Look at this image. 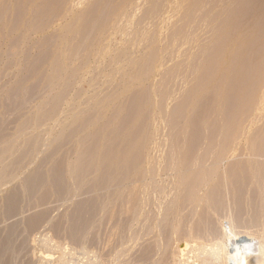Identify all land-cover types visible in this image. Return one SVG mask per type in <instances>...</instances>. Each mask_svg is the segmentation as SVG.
I'll use <instances>...</instances> for the list:
<instances>
[{
	"label": "rangeland",
	"instance_id": "rangeland-1",
	"mask_svg": "<svg viewBox=\"0 0 264 264\" xmlns=\"http://www.w3.org/2000/svg\"><path fill=\"white\" fill-rule=\"evenodd\" d=\"M0 129L17 264H211L194 235L226 240L233 219L264 263V0H0ZM46 157L67 194L29 198ZM75 217L90 221L79 244Z\"/></svg>",
	"mask_w": 264,
	"mask_h": 264
},
{
	"label": "bare ground",
	"instance_id": "bare-ground-1",
	"mask_svg": "<svg viewBox=\"0 0 264 264\" xmlns=\"http://www.w3.org/2000/svg\"><path fill=\"white\" fill-rule=\"evenodd\" d=\"M18 95H19L18 93H13V94H11V96H9V99L10 100H15ZM25 105H27V101L24 102L23 106H25ZM0 131L3 132L2 129H0ZM1 138L2 137L0 136V139ZM36 145H37V143H36ZM32 148H35L34 145H33V143H28L27 146H26V148L24 149V153L27 154L30 151V149H32ZM48 161H49V157H46L45 159H43L38 164V166L36 167L34 173L30 177H28V179L25 181V183L23 185V189H24L25 193L27 194V197L34 198L37 195V193H39L40 191H44L48 185H51L56 190V192H57V194H58V196L60 198L66 196V194H67L66 193V190H67V187H68L69 184L65 180V177H64V174H63L62 169L58 165H55V167L51 170V172H50V174L48 176V174L45 172V166L48 163ZM22 165H23L22 162H14L11 165L12 166V170H14V171L15 170H18V169L21 168ZM111 168H112L111 165H108L107 169L109 170ZM6 175L7 174L5 173L4 176H6ZM4 176H2V178ZM23 198L24 197H23L20 189H16V190L12 191L9 195H7L4 198V200H3V208H4L3 215L4 216H12V215L17 214L19 212L20 205L24 201ZM242 200H243V198H242ZM242 200H239V202L240 201L241 202L244 201V200L243 201ZM240 204L238 205V203H237V206H240ZM244 204L245 203H243V207L245 206ZM93 205H95V201H93L91 203L89 202V204H84V205L81 204L79 207L77 206V209H76L75 213H77V215H80L83 210H85V209H87V208H89V207H91ZM244 208H246V207H244ZM236 209L238 210L237 207H236ZM233 212H235V211H233ZM246 213H247V211L245 212V214ZM241 214H242V212H241ZM245 217H246V215H245ZM248 217H249V215H248ZM44 218H45V216H41L40 219L43 220ZM228 218H229V216H228ZM85 220H84V217H83V219L80 218V217H77V218L75 217L74 219L71 220V227H70V230H69V231H71V234H69L68 237H70V240L74 244H79V243L82 242V239H83L82 238V236H83L82 233L84 232V229H86L89 226V224H90V221H88V220L85 221ZM233 220H229V221L227 220L228 223H226V224H229L228 226H229V230H230V233H229V236L230 237L228 239H226V240H225V237H224L226 234L224 236L223 235L221 236L222 238L224 237L223 239L220 238V235L221 234H218V233H220L221 231L217 233L218 235L216 234V231L215 232L213 231L212 233L208 232L207 234H204L200 238H199L198 234L195 233L194 238H195L196 235L198 237L196 240L202 239L203 240V242H202L203 244H204L205 241L207 243L209 242V244H211V246L210 245L208 246V244L206 242L205 243L207 245L204 244L206 247L208 246L207 247L208 249L211 250V251L208 252V254L205 253V256L208 257L209 260L211 261V264H212V262H214V257L215 256L216 257L221 256V259H223V257H224L225 259H227V262H230L231 264H249L250 261H252L254 259L255 256L253 257V255L251 253V251H252L251 248L254 245L253 242H254V239H256V238H254V239L247 238V239H241V240L238 239L239 236L237 237V235H235V234H237L239 231H235V229H237V228H240L241 229L244 226L243 223L245 221L243 219V221H244V222L242 221L243 222L242 223L243 226L242 227H239L241 221L238 220V222H237V220H236V222H234ZM255 220H257V219H255ZM253 222L255 223V221H253ZM226 224H225V229L227 228L226 227L227 226ZM256 224L258 225L257 222L255 223V225ZM250 225L251 224L249 222L248 228H250ZM248 228H244L243 227L242 229H247V231H249ZM37 229H38L37 227L32 228V230H31L32 233L35 232V231H37ZM251 229H252V227H251ZM244 231H246V230H244ZM195 232H197V231H195ZM199 232H200V230H199ZM201 232H203V230ZM4 233L5 234H3V235L0 234V264H17V262L21 258L20 256H22V254L25 252L24 250L28 246L27 245V243H28L27 237L24 238L23 240L19 241L20 229H18V226H15V225L12 226L11 228H8V230L5 231ZM55 233L58 234V235H61L63 233V227L61 225L56 226ZM247 233H246V235H247ZM199 235H201V234H199ZM249 236H250V234L248 235V237ZM252 237H254V235H251L250 238H252ZM202 240H200V242ZM258 240H259V237H258ZM261 240H263V239H261ZM259 242H258V244H260ZM240 244H242V246H240ZM256 244L257 243H255V245ZM258 244H257V247H258L257 249H259V247L261 246V245L258 246ZM184 248H185V246H184ZM261 250H262V248H261ZM257 251H259V250H257ZM152 252L153 251H145L143 254H141L142 259L143 260L149 259L150 256L152 255ZM181 252L182 253L183 252L186 253V251H181ZM185 253H183V254L185 255ZM259 256H256V257L259 258ZM262 257H263V255H262ZM262 257H261V260H262ZM73 258H75V257H73ZM75 260H76V258H75ZM261 260H260V262L262 263L263 260L262 261ZM227 262H226V264H227ZM254 262H256V260ZM29 264H31V262Z\"/></svg>",
	"mask_w": 264,
	"mask_h": 264
}]
</instances>
